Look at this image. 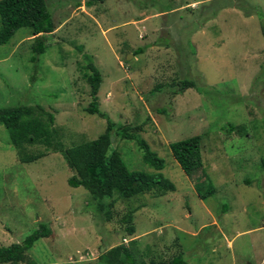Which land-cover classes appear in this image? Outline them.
<instances>
[{
	"label": "rangeland",
	"instance_id": "1",
	"mask_svg": "<svg viewBox=\"0 0 264 264\" xmlns=\"http://www.w3.org/2000/svg\"><path fill=\"white\" fill-rule=\"evenodd\" d=\"M89 1L45 0L54 31L44 35L46 51L35 64L36 36L26 28L0 46V108L52 113L63 148L96 139L106 120L84 111L89 57L102 78L99 110L116 127L131 126L163 159L160 173L175 191L115 199L106 220L107 209L86 190L67 185L72 172L60 152L28 147L45 156L20 163L0 125V248L44 223L50 236L33 244L23 264H98L120 244L153 264L178 255L186 264H264V0ZM182 80L207 96L193 88L174 95ZM197 135L202 168L190 177L169 144ZM112 137L128 170L154 172L134 140ZM209 184L214 194L199 198Z\"/></svg>",
	"mask_w": 264,
	"mask_h": 264
},
{
	"label": "trees",
	"instance_id": "2",
	"mask_svg": "<svg viewBox=\"0 0 264 264\" xmlns=\"http://www.w3.org/2000/svg\"><path fill=\"white\" fill-rule=\"evenodd\" d=\"M107 0H91L87 7L95 3H104ZM26 28L32 36H36L30 46V62L35 64L38 58L45 53L44 35L54 31L52 15L46 6L45 0H0V46L5 45L19 29ZM264 39V33H263ZM141 50H137V54ZM87 64L83 68L82 77L89 86L91 101L84 109L89 115H97L106 120L104 132L96 139L63 148L58 142L57 133L53 130L54 115L36 106H6L0 108V125L8 132L9 143L15 150L18 162L26 164L35 162L45 155L41 152L27 153L28 147L43 145L61 153L68 169L74 174L67 179L71 188L82 187L97 203L98 209L104 210L106 220L110 219L109 210L115 199H131L137 195L153 193L156 197L164 196L175 191L174 184L165 178L160 171L164 168L163 159L153 153L147 143L137 135L130 133L131 126L119 125L99 110L97 94L102 83L101 73L86 57ZM35 72V71H34ZM33 79V76L31 77ZM173 94L182 93L193 88L198 92L207 90L196 85L193 80H182L174 84ZM207 96V95H206ZM121 140H134L142 151V162L150 167L153 173L130 171L125 166L119 154L112 148V132ZM203 137L197 135L185 140L169 144L172 157L182 171L192 177L202 168L201 146ZM264 173V161L261 164ZM214 194V188L209 184L205 193L199 198H206ZM112 200L107 205L103 202ZM133 212L123 217L122 222L130 224ZM128 236L134 234L132 226L126 227ZM51 234L49 227L42 223L27 235L21 243L11 244L0 248V264H23L26 262V253L33 244ZM134 241L129 244L133 245ZM98 264H153L137 257L129 246L124 244L104 250L97 259ZM26 264H35L28 261ZM166 264H186L182 256L172 258Z\"/></svg>",
	"mask_w": 264,
	"mask_h": 264
},
{
	"label": "water",
	"instance_id": "3",
	"mask_svg": "<svg viewBox=\"0 0 264 264\" xmlns=\"http://www.w3.org/2000/svg\"><path fill=\"white\" fill-rule=\"evenodd\" d=\"M74 173L72 172V175H73Z\"/></svg>",
	"mask_w": 264,
	"mask_h": 264
}]
</instances>
